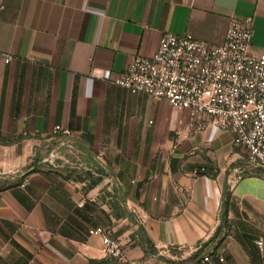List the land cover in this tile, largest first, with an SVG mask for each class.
<instances>
[{
    "label": "crops",
    "instance_id": "crops-1",
    "mask_svg": "<svg viewBox=\"0 0 264 264\" xmlns=\"http://www.w3.org/2000/svg\"><path fill=\"white\" fill-rule=\"evenodd\" d=\"M231 17L264 53V0H0V264H264L262 170L208 117L116 82L163 33L219 45Z\"/></svg>",
    "mask_w": 264,
    "mask_h": 264
},
{
    "label": "built area",
    "instance_id": "built-area-1",
    "mask_svg": "<svg viewBox=\"0 0 264 264\" xmlns=\"http://www.w3.org/2000/svg\"><path fill=\"white\" fill-rule=\"evenodd\" d=\"M251 37V17H231L219 45L198 41L188 33L165 32L155 52L135 57L116 82L186 110L190 125L201 116L208 117L215 126L230 132L232 144L241 147L246 161L264 175V53L250 50ZM0 56L5 63L11 60L8 54ZM51 133L71 134L61 125H55ZM95 231L100 236V251L108 258L125 261L120 240L100 227ZM255 243L260 245V240ZM215 256L224 261L219 253ZM208 258L205 255L201 261Z\"/></svg>",
    "mask_w": 264,
    "mask_h": 264
},
{
    "label": "rangeland",
    "instance_id": "rangeland-1",
    "mask_svg": "<svg viewBox=\"0 0 264 264\" xmlns=\"http://www.w3.org/2000/svg\"><path fill=\"white\" fill-rule=\"evenodd\" d=\"M67 158V157H66ZM64 166H66V168H67V171H69V167H68V165L66 164V165H64ZM4 185V182L3 181H0V187H2Z\"/></svg>",
    "mask_w": 264,
    "mask_h": 264
},
{
    "label": "trees",
    "instance_id": "trees-1",
    "mask_svg": "<svg viewBox=\"0 0 264 264\" xmlns=\"http://www.w3.org/2000/svg\"><path fill=\"white\" fill-rule=\"evenodd\" d=\"M226 215L225 209L222 211V218H224Z\"/></svg>",
    "mask_w": 264,
    "mask_h": 264
}]
</instances>
